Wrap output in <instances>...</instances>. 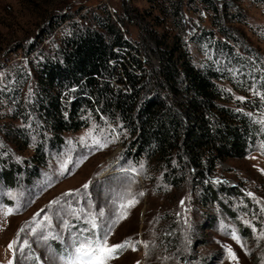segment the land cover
Returning <instances> with one entry per match:
<instances>
[{
    "label": "trees",
    "instance_id": "16d2710c",
    "mask_svg": "<svg viewBox=\"0 0 264 264\" xmlns=\"http://www.w3.org/2000/svg\"><path fill=\"white\" fill-rule=\"evenodd\" d=\"M131 1L123 0L115 18L106 7L76 18L56 13L51 0L40 1L44 25L0 88V103L9 109L0 137L12 147L0 150V179L8 187L20 175L29 184L37 179L67 134L108 123L124 137L120 165L144 170L150 180L160 174L172 188L189 179L203 206L229 191L212 183L219 163L243 159L264 142V56L232 27L245 24L240 0H191L207 12L211 26L194 25L193 31L184 28L181 0H146L162 18L139 13ZM58 28L62 35L55 42ZM187 39L210 58L197 65ZM31 146L32 154L17 164L15 152Z\"/></svg>",
    "mask_w": 264,
    "mask_h": 264
},
{
    "label": "rangeland",
    "instance_id": "374dc122",
    "mask_svg": "<svg viewBox=\"0 0 264 264\" xmlns=\"http://www.w3.org/2000/svg\"><path fill=\"white\" fill-rule=\"evenodd\" d=\"M40 1L44 0H0V88L10 65L26 59L23 46L27 40L34 38L44 25L38 20L43 10ZM181 1L187 31H193L194 25L199 24L211 29L210 17L200 4ZM51 3L59 6L56 13L68 12L76 18L86 10L97 12L102 7L114 18L124 10L123 0H51ZM129 4L139 13L163 17L146 0H133ZM239 4L245 24L233 23L232 27L240 39L245 38L264 56V5L251 0H240ZM170 26L167 22V27ZM128 30L129 37L136 40L137 30L132 25ZM54 34L53 39L58 42L62 29H56ZM187 47L197 65L210 58L196 43L188 40ZM151 59L158 67L154 54ZM245 95L251 97V92ZM245 95L234 93V98ZM8 112V107L1 104L0 127L9 122L4 117ZM32 139L34 144L36 140ZM123 139L112 125L99 127L91 123L86 129L67 134L65 144L49 153L47 166L30 184L24 175H20L14 187H8L0 179V264H8L10 260L12 264H66L74 247L73 236L88 235L82 231L90 229L87 214L104 209L105 216L98 217L94 230L99 236L104 221L109 217L115 220L120 203L133 196L137 203L126 210L125 219L112 227L108 240L115 245L131 239L135 250L131 247L121 250L108 264H264V142L243 159L219 163L212 183L229 191L221 193L217 203L208 200L202 206L191 180L172 188L162 182L160 174L150 180L144 176V170L139 174L129 163L120 165L116 156L124 146ZM4 147L12 148L0 137V150ZM31 154L32 146L15 152L17 164ZM85 183L89 184L87 190L82 188ZM67 192L72 195L64 196ZM57 199L60 203L49 207ZM7 208L13 212L5 216ZM46 216L50 220H45ZM65 220L74 227L65 229ZM233 232L238 240L232 238ZM49 234L50 238L44 240ZM13 240L16 244L10 250L8 244ZM228 248L236 260L229 258Z\"/></svg>",
    "mask_w": 264,
    "mask_h": 264
},
{
    "label": "snow or ice",
    "instance_id": "6c2138e0",
    "mask_svg": "<svg viewBox=\"0 0 264 264\" xmlns=\"http://www.w3.org/2000/svg\"><path fill=\"white\" fill-rule=\"evenodd\" d=\"M237 99H243L242 97H238ZM261 124H264V120L260 121ZM97 144H100L99 141H96ZM100 146H106V145H100ZM82 162V161H80ZM77 162V166L78 163ZM65 166L62 165L61 166V174H63V170H64ZM89 187L88 183H85L82 188L84 190H87ZM77 192H79L80 190L77 189ZM11 195V193H10ZM64 196H69L72 195L71 192H67L63 194ZM140 195H143V193L141 192ZM249 195H251V193H249ZM60 201L59 199L54 200L51 202V204L49 205V207H51L52 204H59ZM137 203L135 197H131L129 199H127L125 202L120 203L119 208H120V212L117 216V218L115 220H112L110 217L107 221H104L103 225L101 226V234L98 236L94 230L97 229L98 224H97V219L98 217L103 218L105 216V211L104 209H100V211L98 213H93V212H89L87 214V220L86 222L90 225V229H83V232H88V235L83 236V238H81V236L78 234H76L75 236H73L72 238V244L74 245L73 249L69 252V259L66 261V264H108V262L112 259H115L117 257V255L119 254V252L121 250H124L128 247H131L132 250H135V245L134 243L131 241V239H127L119 244H115V245H110L109 244V235L112 232V227L116 224L119 223V221L125 219L127 217V209L130 207H133L135 204ZM183 203V202H181ZM69 209H71V204H69ZM43 211V210H42ZM63 211V209H62ZM13 212L12 208H7L6 210H4L3 214L5 216L7 215H11ZM73 215H75L74 212H72ZM39 215V214H37ZM45 220H50L49 217H45ZM64 228L65 229H70L72 227H74L73 225H70L68 223V221H64ZM21 231H23V229H21ZM33 232L36 231L35 228L32 229ZM49 234L48 236H44L43 239L44 240H48L50 238ZM232 238L234 240H238L239 238L237 237L236 233L233 232L232 233ZM27 243V242H25ZM136 243H139V241H137ZM16 244V241L13 240L12 242H10L8 244V249H13L14 245ZM228 252V256L231 260H236V256L233 253V251L231 250V248L227 249ZM8 264H12V261L10 260L8 262Z\"/></svg>",
    "mask_w": 264,
    "mask_h": 264
}]
</instances>
